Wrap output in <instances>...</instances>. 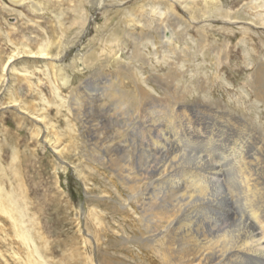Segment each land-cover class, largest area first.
Instances as JSON below:
<instances>
[{
  "label": "rangeland",
  "instance_id": "374dc122",
  "mask_svg": "<svg viewBox=\"0 0 264 264\" xmlns=\"http://www.w3.org/2000/svg\"><path fill=\"white\" fill-rule=\"evenodd\" d=\"M40 2L44 3L43 9L35 12L27 4L17 7L0 0V186L4 194L18 199L23 209L19 226L29 230L33 240L25 244L17 236L13 220L0 210V264H97L96 255L100 252H96L97 242L91 238L99 223L101 250L108 249L121 263L134 264L127 257V248L120 244L111 247L109 240L113 237L121 242L124 233L132 234L134 224L129 207L119 205L114 189L124 200L130 192L108 167L109 162H130L137 169L147 161L154 164L138 142L142 136L132 124L140 113L141 100L133 103L122 98L125 93L136 94L130 73L137 76L148 95L158 97L163 91L151 79L153 73L168 74L170 64L177 63L181 76L175 83L180 89L184 87L182 90L190 89L188 113L192 118L208 113L205 110L210 105L218 109L222 104L230 111L245 112L264 129V101L255 96L251 87L254 70L264 61V0H105L102 10H98L99 0ZM79 7L91 17L88 27L74 23L79 19ZM142 12L152 29L138 46L126 33L139 37L142 25L135 23V28L126 29L124 19L130 14L143 24ZM57 16L62 17L63 27ZM159 24L176 31L177 46L163 44L154 30ZM116 31L124 33L120 45L114 47L111 37ZM49 41L56 43H50L49 50H61L60 58H67V66L78 61L80 48L85 49V56L89 55L90 64L94 58L98 61V68L84 70L85 79L94 77L92 74L103 76L109 88L94 106L87 103L92 110L85 113L94 122L97 119V130L105 134L104 141L114 138L122 126H128L131 139L138 143L128 140L124 143L128 147L123 150L110 148L102 153L92 144L93 140L88 141L87 130L82 131L69 105L73 85H61L54 76L51 59L24 53L37 51ZM60 41L61 47L57 45ZM109 45L114 47L112 55ZM17 52L20 54L15 55ZM116 56L130 64L128 70L119 72L123 63H117ZM66 71L72 74L69 67ZM261 85L263 88L264 81ZM115 95L119 97L113 99ZM167 96L174 100L172 90ZM13 97L15 102L11 101ZM194 99L210 105L192 103ZM153 102L154 99L147 101L146 106L155 105L154 110L159 111V105ZM98 112L106 115L105 121H100ZM58 151L63 165L58 164ZM187 151L198 150L187 147ZM103 154L106 164L99 158ZM162 161L159 158L157 163ZM234 171L230 168L224 180L235 188ZM82 206L94 215L92 220L91 215L82 217ZM109 228L116 233L112 234ZM34 247L39 254H31ZM147 257L146 261L160 264L155 255Z\"/></svg>",
  "mask_w": 264,
  "mask_h": 264
},
{
  "label": "bare ground",
  "instance_id": "6f19581e",
  "mask_svg": "<svg viewBox=\"0 0 264 264\" xmlns=\"http://www.w3.org/2000/svg\"><path fill=\"white\" fill-rule=\"evenodd\" d=\"M8 1L17 7L27 4L35 12L42 10L44 4L40 0ZM104 1L99 0L98 10H102ZM76 11L80 13L79 19L76 18L74 23L88 27L91 24V17L87 16L85 10L80 7ZM140 16L145 19L143 24L130 14L124 19L126 29L134 27L135 23L142 25L141 36L135 37L132 33H126L138 46L143 44L144 38L151 35L149 29H152L150 20L146 19L143 12ZM56 18L63 27L62 17ZM154 30L159 34L164 45L177 46L176 41L179 37L172 27H162L159 24ZM122 33L120 31L112 33L111 42L114 47L120 45ZM50 43L51 46L56 44L54 41H49L42 44L37 51L26 50L24 53L51 59L54 76L61 85L64 87L73 85L69 105L74 111L76 121L83 127L82 131L87 130L88 141L93 140L92 144L100 152L110 148L123 150L127 146L124 143L128 140L134 143L141 142L140 145L144 147L145 153H149L146 155L153 158L154 164L146 160L147 162L141 164L143 166L140 169L130 162L124 165L118 164L120 162L115 164L113 160L109 162L111 165L108 167L117 174L121 185L130 192L129 197L124 200L115 188L117 202L123 208L129 207L127 210L129 216L134 219L132 221L134 224L131 225L132 234L124 233L121 242L113 237L110 238V246L120 244L122 248H127L130 254L125 257L135 261L134 264H156L146 261L148 254L155 255L160 264H264V129L253 123L241 110L233 112L222 104L215 109L208 102L199 99H194L192 103L210 105L206 110L204 109L209 112H202L201 108L199 110L202 115L192 118L188 113V103L191 101L190 89L187 87L186 90H182L184 87L180 89V86H176L175 81L181 76V72L177 68V63H171L168 74L153 73L152 75L151 79L163 91L158 97L148 95L137 76L130 73V77L135 81L136 94L125 93L122 98L126 97L133 103L139 98L141 100L140 113L135 122L132 123L133 119L131 120V123L135 124V132L141 134V139L138 142L131 139L128 126H122L117 130L114 138L104 141L105 134L101 132L102 130L101 133L97 130L99 128L97 119L94 122V119L85 113L87 109H91L90 106L102 100L105 91L109 88L108 81H105L103 76L92 74L94 77L85 79L84 70L95 68L98 61L94 58L90 64L89 55L85 56V49L80 48L77 51L80 52L78 61L73 63V66H67V58L65 56L60 58L61 50L57 53L49 50ZM57 45L61 47V41ZM114 47L109 45L111 55ZM19 54L20 52H17L15 55ZM140 55L144 57L142 53ZM115 61L123 63L119 67V72L130 67L122 57L116 56ZM68 67L72 69V74L66 71ZM263 81L264 61L261 60L251 77L252 90L261 101H264V87L261 88ZM171 90L174 100H169L167 96ZM118 97L112 96L113 99ZM152 99L155 101L154 104L159 105V111L154 110L155 105L146 106L147 101ZM16 100L15 97L11 99L13 102ZM82 100L86 103L81 104ZM87 103L92 105L89 106ZM95 111H99V108ZM98 116L100 121H105V114L98 112ZM106 121L109 122L107 119ZM187 147L198 151H194L195 154L188 152ZM91 148L95 150L93 146ZM60 151L56 153V157L58 164L63 165L64 162L59 157ZM93 153L95 154L94 151ZM99 158L103 164L107 163L104 154ZM159 158L163 159L161 164L157 163ZM230 168L235 170L232 173L236 181L235 188L224 180ZM10 195L4 194L3 187L0 186V210L13 220L17 236L25 244H31L33 240L29 230L21 229V225L19 226L21 222L19 215L23 216V209L18 199L13 197L15 195ZM82 208L83 210H80L82 217L91 215L89 220H92L94 215L85 206ZM114 210L117 212L116 209ZM216 216L219 218L214 219ZM97 226L91 238L97 242L96 252H100L96 255L95 262L125 264L115 259V254L112 255L108 249L101 250L98 244L103 239L101 223ZM110 231L112 234L116 233L113 229ZM107 245L110 247L109 244ZM30 252L32 255L35 252L39 254L37 248ZM111 255L114 257H110Z\"/></svg>",
  "mask_w": 264,
  "mask_h": 264
}]
</instances>
